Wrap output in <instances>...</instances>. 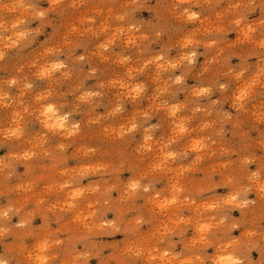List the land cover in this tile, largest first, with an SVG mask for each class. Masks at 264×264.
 Segmentation results:
<instances>
[{
  "label": "clouds",
  "instance_id": "1",
  "mask_svg": "<svg viewBox=\"0 0 264 264\" xmlns=\"http://www.w3.org/2000/svg\"><path fill=\"white\" fill-rule=\"evenodd\" d=\"M0 264H264V0H0Z\"/></svg>",
  "mask_w": 264,
  "mask_h": 264
}]
</instances>
